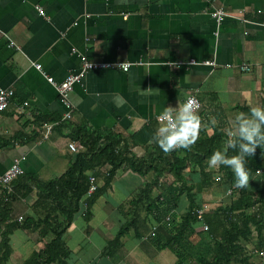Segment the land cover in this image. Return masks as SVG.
<instances>
[{"label": "crops", "instance_id": "0c3cea01", "mask_svg": "<svg viewBox=\"0 0 264 264\" xmlns=\"http://www.w3.org/2000/svg\"><path fill=\"white\" fill-rule=\"evenodd\" d=\"M217 10L235 17L217 24L212 17ZM6 35L18 50L8 47ZM83 59L131 66L127 72L88 71L69 93L72 118L54 127L44 140L46 123L39 118L57 120L65 112L48 79L61 83ZM190 61L215 64L187 65ZM33 63L40 64L45 75ZM0 89L14 92L0 113V176L15 158L22 168L10 192L0 185V195L6 191L15 196L9 224H19L33 213L35 193L24 195L21 185L15 184L20 176L57 178L83 151L74 141L77 152L68 149L78 128L112 131L122 136L128 157L156 170L142 177L121 167L90 207L84 197L81 211L63 235L70 250L67 264H172L167 250L159 251L153 244L152 238L163 236L160 225L145 213L142 203L136 210L130 203L155 176L159 183L162 176H170L163 168L173 162V152L165 155L149 143L157 117L165 107L193 96L201 105L198 114L205 127L192 149H201V141L213 136L224 147L226 142L220 140L228 138L229 120L253 106H264V0H0ZM24 101L28 104L20 110ZM180 151L181 158L186 157V150ZM191 165L185 172H193L196 180L200 168ZM215 176L225 178L223 173ZM103 178L95 179L98 187ZM218 184L198 196L201 207H208L205 213L229 199ZM187 207L182 197L176 217ZM88 209L90 219L85 216ZM135 212L137 230L115 243L120 227ZM126 213L128 217L123 216ZM9 247L6 264H23L42 244L37 232L17 227L9 235ZM255 257L253 263L264 264V258Z\"/></svg>", "mask_w": 264, "mask_h": 264}, {"label": "trees", "instance_id": "16d2710c", "mask_svg": "<svg viewBox=\"0 0 264 264\" xmlns=\"http://www.w3.org/2000/svg\"><path fill=\"white\" fill-rule=\"evenodd\" d=\"M59 120L60 118L52 121L39 118L43 124ZM227 139L221 138L220 141L224 143ZM71 141L78 144L83 151L74 155L71 164L61 176L50 180H41L38 176H20L15 181V184L17 182L21 185L25 196L35 193L36 199L31 206L32 216L23 218L19 224H9L15 196L2 191L0 264H6L10 258L9 235L17 227L37 232L42 244L23 264H67L70 250L63 235L72 224L74 216L82 209L83 199L90 188L89 178L92 175L95 179L104 177L102 186H97L86 202L90 207L100 192L109 188L121 167H126L142 177L156 170L155 166H144L138 159L128 157V149L118 133L83 127L71 135ZM218 141L214 136L204 139L201 141V149L196 147L186 150V157L182 158L179 155L180 150L173 151V162L163 168L170 176H162L164 180L161 183L158 181L159 176H155L130 201L135 210L142 203L145 213L151 215L160 225L163 236L152 238L153 244L159 251L169 250L176 258L175 264H261L251 260L255 256L259 257L255 252H264V173L257 174L258 170H264V149L257 148L256 154L247 158L249 187L238 189L237 197L221 202L205 213L202 219H198L195 214V210L201 208L198 196L202 190L217 183L227 190L234 184V175L230 168L221 166L217 172L209 170L207 160L210 155L225 147ZM235 154L232 150L228 152L229 156ZM191 163L200 168L201 173L196 176V180L192 176L193 172H185L192 166ZM214 173L217 176L223 173L225 178L219 177L216 182ZM154 191L157 192L156 195H153ZM182 197L187 199L188 207L177 218L175 213ZM85 216L90 219L89 209ZM123 216L128 217L127 213ZM138 217L135 212L127 219L120 227L115 243L131 229L137 230ZM167 217H170V221H166ZM249 245L253 247L251 250H248Z\"/></svg>", "mask_w": 264, "mask_h": 264}, {"label": "clouds", "instance_id": "9594fccd", "mask_svg": "<svg viewBox=\"0 0 264 264\" xmlns=\"http://www.w3.org/2000/svg\"><path fill=\"white\" fill-rule=\"evenodd\" d=\"M198 110L195 98L183 103L178 101L175 107H165L157 117L158 127L149 143L157 145L165 155L180 149L190 151L205 127ZM228 123L225 147L214 151L207 164L211 169L230 168L234 175L233 187L244 189L250 181L247 158L254 156L257 148L264 149V106H253L248 114L238 113ZM229 150L236 154L229 156Z\"/></svg>", "mask_w": 264, "mask_h": 264}, {"label": "built area", "instance_id": "2783aa9c", "mask_svg": "<svg viewBox=\"0 0 264 264\" xmlns=\"http://www.w3.org/2000/svg\"><path fill=\"white\" fill-rule=\"evenodd\" d=\"M37 11L39 13H43V10L41 8H37ZM212 17L215 18L217 24H221L223 19L233 18L235 16L223 10H217V11L212 12ZM6 37L8 39V47L16 48L18 50L19 48L15 44V42L12 41L7 35ZM180 64H182V62H180ZM186 64L187 65H200L201 64V65L212 67L214 66L215 63L213 61L211 62L207 61L203 63H199L196 61H190V62H187ZM32 65L36 70L40 71L43 75H45V73L42 71L40 64L33 63ZM130 66H131L130 63H107V62H93V61L91 62V61H86L85 59H83L79 69L75 71L74 73L69 74L61 83L56 84L52 82L51 79H48V81L52 84V86H54L59 96V99L65 108V112L63 113L62 117H60V120L58 122H52L44 126V133H43L44 140H46L49 137V134L51 133L54 127L59 126L62 122L68 121L72 118L73 106L69 100V93L73 89L74 85L80 82L88 71L96 70V69H119L123 72H127ZM242 70H248V68L243 67ZM13 97H14L13 90L0 89V113L6 109V107L9 105ZM188 98H195V97L189 96ZM195 100L199 104V109H200L201 107L200 103L198 102L196 98ZM27 104H28L27 101L21 102V104L19 105L20 110L25 109ZM68 149L72 153L77 152V146L72 141L68 143ZM21 173H22V168L20 164V159L15 158L13 159L11 166L0 176V185L7 192H10L12 190V187H11L12 181L16 179ZM263 173H264V170L257 171L258 175H261ZM217 180H219V178ZM89 182H90V188L86 193V198H89L91 194H93L97 189V184L95 182L94 177H90ZM238 192H239L238 188H235L233 186L225 190L226 197L228 198L237 197L239 194ZM207 209L208 207L206 205L204 207L196 209L195 214L197 218L202 219ZM166 221H170V217H167ZM156 228H157L156 225L152 228V232H153L152 236L154 235ZM204 229L206 230V227H204ZM258 255L259 257L264 258V252L261 251L258 253Z\"/></svg>", "mask_w": 264, "mask_h": 264}, {"label": "rangeland", "instance_id": "374dc122", "mask_svg": "<svg viewBox=\"0 0 264 264\" xmlns=\"http://www.w3.org/2000/svg\"><path fill=\"white\" fill-rule=\"evenodd\" d=\"M167 254H168V256H169V259H173L174 261H172V264H175V262H176V258H175V256L174 255H172V253H170V251L169 250H167ZM255 259H258V258H255ZM254 259V260H255ZM261 259H259V261H260Z\"/></svg>", "mask_w": 264, "mask_h": 264}]
</instances>
